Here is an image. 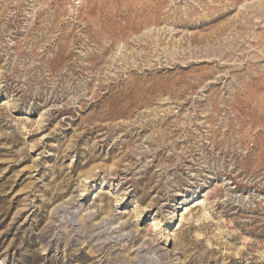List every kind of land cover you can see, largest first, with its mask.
Here are the masks:
<instances>
[{"label":"rangeland","instance_id":"374dc122","mask_svg":"<svg viewBox=\"0 0 264 264\" xmlns=\"http://www.w3.org/2000/svg\"><path fill=\"white\" fill-rule=\"evenodd\" d=\"M0 264H264V0H0Z\"/></svg>","mask_w":264,"mask_h":264},{"label":"bare ground","instance_id":"6f19581e","mask_svg":"<svg viewBox=\"0 0 264 264\" xmlns=\"http://www.w3.org/2000/svg\"><path fill=\"white\" fill-rule=\"evenodd\" d=\"M137 256H138V254H137Z\"/></svg>","mask_w":264,"mask_h":264}]
</instances>
